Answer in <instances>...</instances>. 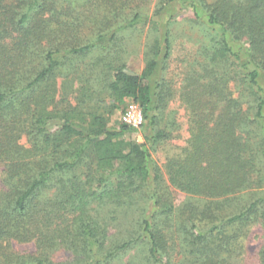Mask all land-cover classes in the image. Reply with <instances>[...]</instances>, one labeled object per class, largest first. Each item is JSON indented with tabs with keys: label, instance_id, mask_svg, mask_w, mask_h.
Masks as SVG:
<instances>
[{
	"label": "trees",
	"instance_id": "16d2710c",
	"mask_svg": "<svg viewBox=\"0 0 264 264\" xmlns=\"http://www.w3.org/2000/svg\"><path fill=\"white\" fill-rule=\"evenodd\" d=\"M60 1L0 0V163L7 179L0 188V242L36 246L35 254L12 252L0 264H54L46 252L60 244L72 252L68 264H111L137 244H145L146 264H170L174 247L183 264H239L251 228L260 226L264 237V0H187L208 45L179 78L189 136L164 165L169 186L188 197L178 209L151 167L150 150L171 137L159 127L171 83L161 79L152 92L149 82L160 38L141 74L107 66V91L116 103L131 99L148 125L139 144L126 138L136 129L110 127L104 111L76 105L53 112L47 105L69 57L110 49L119 32L147 17L135 14L117 27L98 21L90 37L77 41L81 24L58 22ZM174 1L160 0L154 16ZM169 34L162 62L171 53ZM40 43V62L28 69L27 54ZM90 93L83 85L82 99ZM24 122L38 136L32 151L17 143ZM143 188L154 213L135 219L134 236L112 238L109 226L135 211L130 196ZM256 258L264 264V243Z\"/></svg>",
	"mask_w": 264,
	"mask_h": 264
},
{
	"label": "rangeland",
	"instance_id": "374dc122",
	"mask_svg": "<svg viewBox=\"0 0 264 264\" xmlns=\"http://www.w3.org/2000/svg\"><path fill=\"white\" fill-rule=\"evenodd\" d=\"M160 0H64L60 1L56 9L63 8L58 15V22H68L73 24H81L75 39L80 41L83 36L90 37L93 32V24L108 21L111 27H117L123 24L125 20H130L135 14L140 17H147L145 22L138 23L135 27L126 28L119 32L116 39L112 43L110 49L93 50L85 56L69 57L61 68V73L57 77V93L54 94L53 100L47 105L48 110L53 112L69 111L78 105V110L98 109L109 115V126L116 127L122 121V115L129 106H138L131 99H124L122 103H116L110 93L105 88L112 75L109 70L108 76L107 66L124 65L126 70L134 74H141L148 60L152 57L151 49L155 45V40H161V53L157 60L159 65L154 75L149 79L150 87L153 92L156 84L161 80L171 83L173 97L168 100V105L164 111L162 121L159 127L170 131V139L159 144L156 149L150 150L152 166L161 176V186L166 187V193L170 194V202L175 209L180 208L188 199V197L174 189L168 184V178L165 174L164 165L168 155L176 153L180 148L184 147L188 139L187 114L182 107L178 94L181 86L182 69H188L195 60L201 58V53L208 45V31L202 25H198L194 21L192 12L187 5V0H176L167 5L163 11L154 16L155 10L159 7ZM114 9L118 16L115 15ZM116 16V17H115ZM204 21V20H202ZM56 22L53 21L52 26ZM82 29V34L80 29ZM170 30L169 41L171 43V53L165 62L161 61L163 57L162 46L163 38L166 30ZM69 39H73L72 36ZM10 40V39H9ZM8 40V41H9ZM7 41V42H8ZM45 42V41H44ZM42 45L33 47L34 53L27 54L26 63L28 69H34L40 62V52ZM240 45H234L235 50ZM108 68V69H107ZM104 72V73H103ZM32 76V74H31ZM52 81H49V88H52ZM91 88L90 99H82L80 90L83 85ZM53 95V93H52ZM29 119V118H28ZM30 123L23 124V129L18 135L17 143L25 150L32 151L36 145L38 136L30 132ZM56 123L47 126L53 132ZM28 125V127H26ZM149 135L148 125L137 128L135 132L126 136L127 139L136 143H143V135ZM30 152V156H31ZM7 181L6 175L3 173V163H0V188ZM130 198L134 203L131 214L121 215V225H110L109 234L117 235L122 232L124 236L130 235L133 231L137 232L135 219L141 218L142 215L150 217L154 211L149 208L151 203L150 194L147 189L143 188L133 193ZM139 213V214H135ZM105 216V215H104ZM245 252L242 261L239 264H256V253L258 248L264 243L262 229L260 226L251 228L248 238L245 240ZM173 253L169 257L170 264H183L178 255V248L174 247ZM15 252L19 256L27 254H35L36 246L34 242L1 241L0 242V263L4 261V256ZM50 253V259L54 264H68L73 261L71 250L67 245L60 244L58 248ZM180 260V261H179ZM238 260V259H237ZM146 248L145 244H137L115 259L111 264H146Z\"/></svg>",
	"mask_w": 264,
	"mask_h": 264
},
{
	"label": "built area",
	"instance_id": "2783aa9c",
	"mask_svg": "<svg viewBox=\"0 0 264 264\" xmlns=\"http://www.w3.org/2000/svg\"><path fill=\"white\" fill-rule=\"evenodd\" d=\"M121 121L130 128H140L144 123V117L139 106H129L122 115Z\"/></svg>",
	"mask_w": 264,
	"mask_h": 264
},
{
	"label": "water",
	"instance_id": "95a60500",
	"mask_svg": "<svg viewBox=\"0 0 264 264\" xmlns=\"http://www.w3.org/2000/svg\"><path fill=\"white\" fill-rule=\"evenodd\" d=\"M125 73H127L128 75H135L134 73L129 72V71H125Z\"/></svg>",
	"mask_w": 264,
	"mask_h": 264
}]
</instances>
